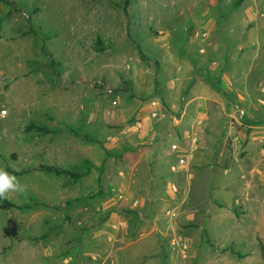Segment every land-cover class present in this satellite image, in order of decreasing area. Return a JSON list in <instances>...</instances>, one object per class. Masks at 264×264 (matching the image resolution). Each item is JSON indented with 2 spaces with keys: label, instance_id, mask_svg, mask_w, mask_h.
<instances>
[{
  "label": "rangeland",
  "instance_id": "374dc122",
  "mask_svg": "<svg viewBox=\"0 0 264 264\" xmlns=\"http://www.w3.org/2000/svg\"><path fill=\"white\" fill-rule=\"evenodd\" d=\"M235 1L133 0L126 12L124 0H0V167L27 187L0 199V264H112L109 252L122 248L121 264H138L155 244L161 254L146 264L169 255L186 264H264L259 199L240 221L241 206L217 200L197 216L211 234L201 227L194 241L173 228V211L158 222L166 226L160 241L130 235L144 212L114 173L121 155L109 144L139 105L159 99L158 78L173 58L201 57L196 45L188 49V28L203 41L202 21L219 29L247 14ZM30 124L53 132H28ZM43 166L85 176L72 182ZM5 201L15 207L2 208ZM10 219L19 226L14 238L3 233Z\"/></svg>",
  "mask_w": 264,
  "mask_h": 264
},
{
  "label": "crops",
  "instance_id": "0c3cea01",
  "mask_svg": "<svg viewBox=\"0 0 264 264\" xmlns=\"http://www.w3.org/2000/svg\"><path fill=\"white\" fill-rule=\"evenodd\" d=\"M262 3L244 0L237 9L247 14L229 18L219 29L202 21L203 41L197 28H188V49L196 45L201 57L195 60L189 53L187 58H173L169 75L158 78L159 99L139 105L122 133L110 137L113 152L121 155L114 173L124 176L123 189L144 212L130 235L138 231L160 241L166 226L158 222L165 224L168 211H173V228L180 235L195 238L201 227L210 235L197 216L213 205L219 207L217 200L223 209L241 206L245 214L235 215L238 221L249 217L256 200L264 204ZM155 110L157 118L151 116ZM137 121L143 123L141 129L135 127ZM196 134L199 148L191 152L190 139ZM150 247L138 264L161 254L159 245ZM116 251L127 253L126 248L108 254L118 260L112 264H121ZM161 258L163 262L155 264H186L173 255Z\"/></svg>",
  "mask_w": 264,
  "mask_h": 264
},
{
  "label": "trees",
  "instance_id": "16d2710c",
  "mask_svg": "<svg viewBox=\"0 0 264 264\" xmlns=\"http://www.w3.org/2000/svg\"><path fill=\"white\" fill-rule=\"evenodd\" d=\"M133 0H124V4H123V9L124 11L127 12L131 2ZM244 0H237L234 2V7L237 8L238 6H240L242 3H243ZM96 48L99 49V48H102V44H101V41L98 40L97 41V44H96ZM99 50H102V49H99ZM37 131L39 134H49V133H52L53 131H51L48 127H45V126H39V125H36V124H30L28 127H27V131ZM71 132H73L74 134L78 135V136H81L83 138H86L88 140H92L91 137L89 135H86L84 133H82L81 130H71ZM43 171L45 172H48V173H51V174H55V175H58V176H62V175H65V176H68L71 178L72 182H75V181H78L80 179H82L84 176H85V172L84 171H81V172H77V171H71V170H68V169H62V168H57V167H53V166H43L41 168ZM24 172H22L21 174H23ZM2 208H6L7 206H13L15 207V205H11L9 204L8 202H4L2 205ZM18 231H19V226L18 224L10 219L8 221V226H6L3 230V233H4V236L6 237H16L18 235ZM224 251L226 250H229V248H225L223 249Z\"/></svg>",
  "mask_w": 264,
  "mask_h": 264
},
{
  "label": "clouds",
  "instance_id": "9594fccd",
  "mask_svg": "<svg viewBox=\"0 0 264 264\" xmlns=\"http://www.w3.org/2000/svg\"><path fill=\"white\" fill-rule=\"evenodd\" d=\"M26 192V185L16 175L0 167V199H8L10 193L24 195Z\"/></svg>",
  "mask_w": 264,
  "mask_h": 264
},
{
  "label": "built area",
  "instance_id": "2783aa9c",
  "mask_svg": "<svg viewBox=\"0 0 264 264\" xmlns=\"http://www.w3.org/2000/svg\"><path fill=\"white\" fill-rule=\"evenodd\" d=\"M109 93H111V91H109ZM153 105L154 106H157V101L154 100L153 101ZM238 110H239V113H240L241 116H244L245 115V112H244L243 109L238 108ZM6 115H7V111L6 110H4L3 112H1V117L2 118L5 117ZM151 116L153 118L159 117V111L158 110L153 111L151 113ZM134 125H135V127L137 129H141L143 127V123L141 121L135 122ZM199 142H200V139H199V136L197 134L194 135L193 137H191V139H190V143H191L190 144V151L191 152H194V151L198 150V148H199Z\"/></svg>",
  "mask_w": 264,
  "mask_h": 264
}]
</instances>
